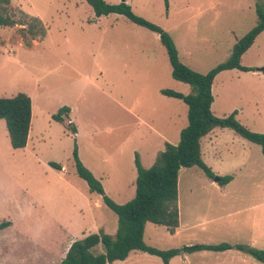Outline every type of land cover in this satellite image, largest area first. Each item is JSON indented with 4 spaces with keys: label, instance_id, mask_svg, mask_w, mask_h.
I'll use <instances>...</instances> for the list:
<instances>
[{
    "label": "rangeland",
    "instance_id": "1",
    "mask_svg": "<svg viewBox=\"0 0 264 264\" xmlns=\"http://www.w3.org/2000/svg\"><path fill=\"white\" fill-rule=\"evenodd\" d=\"M104 1L117 4L121 0ZM10 2L16 19L30 24L34 22L32 17H36L41 20L45 35L35 38L40 44L28 47L25 45L31 37L28 28L19 24L0 26V97L17 92L31 94L32 113L34 110L42 118V124L34 120L29 145L14 149L4 120L0 119V220L12 222L0 230V264H37V254L48 251L56 257L65 241L53 229L54 220L80 219L79 201L85 203V198L92 201V208L83 214L81 223L93 228L90 233L100 230L115 233L116 214L98 194L88 192L86 182L76 173L74 144L81 148L80 157L90 164L94 177L102 178L105 194L115 203L123 204L135 195L136 170L130 152L140 143L139 137H159L154 129L160 131L162 125L155 119L165 101H174L169 102L176 124L171 134L187 123V105L163 96L156 86L183 94L191 93L192 88L171 76L159 35L125 16L96 17L85 0ZM126 2L136 15L168 32L176 42L179 59L200 73L224 61L234 43L256 23V0ZM210 3L213 9L201 11ZM241 64L255 70L220 72L212 85L211 110L218 117L236 111L238 122L250 131L264 133V73L256 70L264 66V30L244 52ZM61 103L72 108L76 136L65 123L57 124L47 118V112ZM181 105L185 109L183 120ZM46 131L47 137L43 135ZM215 131L216 137H241L229 128ZM235 157H222L220 168L227 170ZM47 161L57 162L64 169L54 168ZM143 163L144 168L150 167L145 165L144 157ZM258 177L260 193L264 191V172ZM67 182L82 190L80 197L64 188ZM246 190L250 192L255 187ZM206 192L207 196L217 197L208 188ZM187 199V179H184L180 185L182 212ZM229 212L217 214L213 223L232 225L244 221L245 212L235 213L232 207ZM232 231L231 234H237ZM237 236L242 241L248 240L244 231ZM184 238L185 234L175 235L164 226L145 224L144 242L158 249L182 248ZM200 255L190 256L187 261L178 256L172 264L201 263ZM130 258L126 264H163L158 256L142 252ZM208 263L232 264L226 255ZM110 264L124 262L117 260Z\"/></svg>",
    "mask_w": 264,
    "mask_h": 264
},
{
    "label": "trees",
    "instance_id": "2",
    "mask_svg": "<svg viewBox=\"0 0 264 264\" xmlns=\"http://www.w3.org/2000/svg\"><path fill=\"white\" fill-rule=\"evenodd\" d=\"M85 1L96 17L116 13L125 16L139 26L156 32L168 56L171 76L189 84L192 92L183 94L172 89L160 90L161 94L180 99L187 105L188 123L180 130L179 142L175 145L166 143L164 150L157 155L154 164L149 168H144L138 156L135 155V195L123 204L115 203L105 194L101 182L80 161L77 146L74 144L72 158L77 175L87 183L90 192L101 196L102 202L116 214L117 223L113 235L100 230L74 240L59 264H108L124 260L134 250L156 255L163 264H169L171 257L183 251L192 252L202 249L223 251L230 248L245 251L264 264V249H256L244 244L233 245L226 242L193 244L163 250L146 244L143 239L145 224L148 222L164 226L170 233H174L178 227V173L180 168L197 166L206 176L214 178L215 174L201 157V137L215 128H229L242 138L260 145L261 152L264 154V133L250 131L238 122L235 118L236 111L218 117L211 110L212 85L217 74L231 69L255 70L253 67L242 65L241 57L264 30V0L255 2V25L234 43L229 56L224 61L205 73L197 72L184 64L179 59L177 48L169 33L136 15L126 0H121L117 4H110L104 0ZM32 18L34 22L30 24L16 19L11 11L10 0H0V26L11 27L19 24L23 29L28 28L31 37L25 41L26 46H30L36 37L45 35L41 20L36 17ZM260 71L264 73V66ZM68 112L69 108L62 106L52 115V119L64 122L65 119L61 116L65 117ZM0 119L4 120L11 147L24 148L31 124L30 97L25 92H17L10 97H0ZM66 126L71 129L73 135L76 134L73 124L66 123ZM49 164L60 169L58 163L50 162ZM217 178L218 183L222 185L228 183L232 175ZM9 224V221H0V229ZM99 246L101 250H97Z\"/></svg>",
    "mask_w": 264,
    "mask_h": 264
},
{
    "label": "crops",
    "instance_id": "3",
    "mask_svg": "<svg viewBox=\"0 0 264 264\" xmlns=\"http://www.w3.org/2000/svg\"><path fill=\"white\" fill-rule=\"evenodd\" d=\"M80 3H82V1H80ZM213 8L214 6L210 3L201 11L205 12L206 10H211ZM40 43L41 42L36 41V39H33L32 44L28 47H31L32 45L36 46ZM178 55H180L179 52ZM218 75L219 74H217L216 76ZM156 88L159 90V92L161 89H163L158 86H156ZM27 95L31 99V128L29 129L28 140L25 147L29 145V142L31 140L33 121L35 120L39 125L42 124V118L38 115H35L34 110L32 113L31 94ZM166 97L173 98L169 96ZM169 102L172 103L174 101H165V109L162 108L161 112H159V114L157 115V119H155L159 120L161 125L164 127L162 128L161 126L162 130L160 131L154 129V131L158 134L157 136L159 137H139L140 143L136 147H133L130 152V161H134L135 155H137L142 165L144 164V157L145 165L151 166L155 161L156 156L164 150L166 143L175 145L179 142L180 130L187 125L188 121L184 126H179L178 128H176V133L171 134V128L175 127L174 125L176 124L175 112L173 110V107L171 106V103ZM62 106H67V104H58L54 110L47 112L48 120L57 124L71 123L74 125V115L70 106H67L69 108V112L67 113V115L65 117L64 115L61 116L65 119L64 122H59L52 119V115L56 113L57 110ZM181 110V116L183 120L185 109L182 107V105ZM177 117L179 116L177 115ZM141 122L146 123L143 119H141ZM215 130L216 128L207 135L201 137V157L205 164L210 167L211 171L216 176L232 175V178L228 183L221 185L218 183V179L215 181L214 178L206 176L203 171L197 166L180 168L178 173V207L180 215L179 224L174 231V234H185V238L184 240H182L180 247L191 246L193 244H219L222 242H226L233 245L244 244L248 247L256 249H264V191L259 193L257 189L260 185L258 182V176L264 172V154H262L261 152L260 145L256 143H253L242 137H216ZM76 134L78 135V132H76ZM43 135L49 136V132L46 131ZM74 138L76 140V137ZM223 140H226V142H224ZM80 149L81 148L77 145V153L79 157ZM224 156H236L232 163H228L227 170L224 168L222 169L219 166V162ZM80 159L83 165L94 174L90 164H88L81 157ZM47 162L48 164L50 163L49 161ZM63 169L64 167L60 165V170ZM183 178L187 179L188 199L186 200V206H184V210L182 212L180 208V185L181 181H184ZM97 179H99L102 184V178L97 177ZM249 186L255 187V190L248 192L246 188ZM64 188L70 191V193H73L74 196L80 197V193L82 192V190H80L75 184L69 182L65 184ZM206 188H208L212 194H216L217 197L207 196ZM88 192L90 191L88 190ZM82 201H79L80 206L78 208L79 215L81 217L80 219L77 217L76 221L73 220V218L66 220H54L55 225L53 226V229H55L59 237L65 239L58 255L56 257H53V255H51V253H49L48 251H42L35 257V262L37 264H59V262L65 256V253L70 244L74 240L82 238L83 236L89 234L90 231H92L93 228H91V226L87 227V224L84 225L81 223L83 214H88V212L91 211L92 201L88 198L84 199L85 203ZM97 204L100 205V201H98ZM231 207L235 210V213L245 212L244 221L234 222L232 225L213 223V220L216 218V216L218 217L217 214L223 213L224 211L229 214ZM9 222L10 224L8 226H10L12 223L11 221ZM207 223H210L208 228L204 227ZM230 230L237 231V234H231ZM243 231L247 234L246 237H248V240L242 241L240 240L241 237L237 236L239 232L243 233ZM136 252L142 251H131L127 258L121 261L126 264V260H128V258H130V256L132 254H135ZM199 253L201 254V258H203V261L197 264H209L208 261L212 258L222 260V256L224 255H226V259H229L232 264H263L262 262L254 258L251 254L236 248H230L223 251H214L207 249L195 250L192 252L183 251L171 257L169 260V264H172V260L178 256H181V260L187 261L190 256H194ZM233 254L235 255L233 256Z\"/></svg>",
    "mask_w": 264,
    "mask_h": 264
},
{
    "label": "water",
    "instance_id": "4",
    "mask_svg": "<svg viewBox=\"0 0 264 264\" xmlns=\"http://www.w3.org/2000/svg\"><path fill=\"white\" fill-rule=\"evenodd\" d=\"M262 67H258L257 68V71H260V69H261ZM218 178L217 177H214V180L216 181Z\"/></svg>",
    "mask_w": 264,
    "mask_h": 264
}]
</instances>
